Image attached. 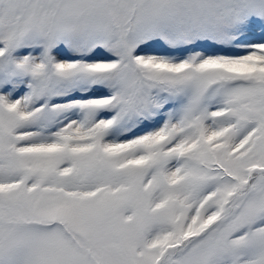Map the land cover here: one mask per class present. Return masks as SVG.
<instances>
[{
    "label": "snow or ice",
    "instance_id": "1",
    "mask_svg": "<svg viewBox=\"0 0 264 264\" xmlns=\"http://www.w3.org/2000/svg\"><path fill=\"white\" fill-rule=\"evenodd\" d=\"M0 264H264V0H0Z\"/></svg>",
    "mask_w": 264,
    "mask_h": 264
}]
</instances>
